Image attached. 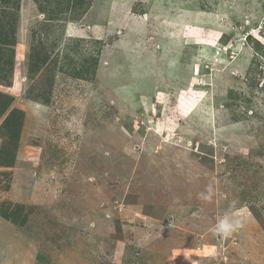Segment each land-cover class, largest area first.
Wrapping results in <instances>:
<instances>
[{
	"label": "rangeland",
	"instance_id": "obj_1",
	"mask_svg": "<svg viewBox=\"0 0 264 264\" xmlns=\"http://www.w3.org/2000/svg\"><path fill=\"white\" fill-rule=\"evenodd\" d=\"M0 264H264V0H0Z\"/></svg>",
	"mask_w": 264,
	"mask_h": 264
},
{
	"label": "clouds",
	"instance_id": "obj_2",
	"mask_svg": "<svg viewBox=\"0 0 264 264\" xmlns=\"http://www.w3.org/2000/svg\"><path fill=\"white\" fill-rule=\"evenodd\" d=\"M235 227H238V223L236 225H233L229 222L227 216H225L223 219H221L218 222V228L217 231L227 235L230 231L235 230ZM185 259H189L187 256H185Z\"/></svg>",
	"mask_w": 264,
	"mask_h": 264
},
{
	"label": "bare ground",
	"instance_id": "obj_3",
	"mask_svg": "<svg viewBox=\"0 0 264 264\" xmlns=\"http://www.w3.org/2000/svg\"><path fill=\"white\" fill-rule=\"evenodd\" d=\"M199 111H201V110H199ZM199 111H196V112H199ZM208 122H209V120H208Z\"/></svg>",
	"mask_w": 264,
	"mask_h": 264
}]
</instances>
